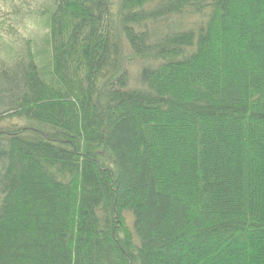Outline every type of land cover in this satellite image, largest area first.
<instances>
[{"label":"trees","instance_id":"1","mask_svg":"<svg viewBox=\"0 0 264 264\" xmlns=\"http://www.w3.org/2000/svg\"><path fill=\"white\" fill-rule=\"evenodd\" d=\"M0 264H264V0H0Z\"/></svg>","mask_w":264,"mask_h":264},{"label":"rangeland","instance_id":"2","mask_svg":"<svg viewBox=\"0 0 264 264\" xmlns=\"http://www.w3.org/2000/svg\"><path fill=\"white\" fill-rule=\"evenodd\" d=\"M32 29L34 31V35H35L36 38H37V36L41 38V37H43L45 35V31L42 30L39 25H36V24L33 25ZM132 76H133V74H132Z\"/></svg>","mask_w":264,"mask_h":264}]
</instances>
